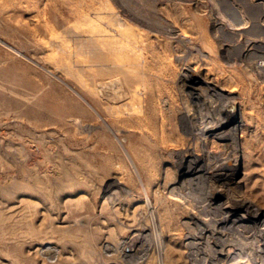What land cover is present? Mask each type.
Instances as JSON below:
<instances>
[{"label": "rangeland", "instance_id": "rangeland-1", "mask_svg": "<svg viewBox=\"0 0 264 264\" xmlns=\"http://www.w3.org/2000/svg\"><path fill=\"white\" fill-rule=\"evenodd\" d=\"M263 9L0 0V264H230L232 240L261 246ZM233 199L249 210L220 219Z\"/></svg>", "mask_w": 264, "mask_h": 264}, {"label": "bare ground", "instance_id": "bare-ground-1", "mask_svg": "<svg viewBox=\"0 0 264 264\" xmlns=\"http://www.w3.org/2000/svg\"><path fill=\"white\" fill-rule=\"evenodd\" d=\"M263 6H264V0H263ZM264 10V9H263ZM262 10V11H263ZM251 16V15H250ZM250 16H245V17H250ZM245 18L243 23H246L249 21V19ZM250 25V24H249ZM243 27V26H242ZM174 33V32H173ZM242 33V32H241ZM221 34V33H220ZM221 36V35H220ZM236 36V35H235ZM244 36V35H243ZM237 37V36H236ZM221 38V37H220ZM239 38V37H237ZM252 38V37H251ZM228 39V38H227ZM227 43V42H226ZM236 46V45H235ZM242 47V45H241ZM200 48V47H199ZM194 49H196L194 47ZM233 49V48H232ZM231 50V49H230ZM238 50V49H237ZM232 105H234V102L232 100H226L225 102H222L220 107H218V113H223L226 109H229L230 107H232ZM226 115V114H225ZM227 116V115H226ZM229 120V118L225 119L224 116H220V117H217V118H202V120H199L200 122L194 126V130L195 132L194 133H202V134H207V133H217L221 126L223 125V122L224 121H227ZM223 137L224 139H226V137H228V139L232 142L233 141V144H234V141L233 140V136H221ZM233 146V145H232ZM229 153V152H228ZM222 155V154H221ZM220 155V156H221ZM225 156V155H224ZM219 158V157H218ZM224 158V157H223ZM216 159V158H215ZM224 160H228V163H226L227 161H225L224 163V166L222 168H214V170H212V175H215L217 177H224L227 175V167L230 166L231 162V156L228 155L227 157L224 158ZM232 203L231 204H228L226 206H223L221 209H222V216L220 219H228L231 215H230V212L231 211H235L236 208H239V207H244L246 209V211L249 210L250 208V204L246 201H237L236 199H233L231 200ZM149 204V203H148ZM207 208V207H206ZM203 209V208H202ZM213 209V208H212ZM220 209V210H221ZM207 210V209H206ZM202 212V210H201ZM219 212V211H218ZM248 216H253V219L254 221H263L264 220V214H262L259 210H256V211H248ZM191 216V215H190ZM193 217V216H192ZM195 217V216H194ZM197 218V217H196ZM215 219V218H214ZM218 219V218H217ZM196 220V219H195ZM199 220V219H198ZM206 220V219H205ZM219 221V220H218ZM223 223V222H222ZM154 227V226H153ZM203 227V225H202ZM146 228H144L145 230ZM258 235H259V239L263 240L261 246H259V244H248V242H243V241H240V240H232L231 243H229L230 245H228V248L227 250L223 251V249L221 248V250H218L220 251V254H222L223 257L225 258H228L229 260H232L230 264H249V263H243V260L241 259V257H243V254L246 253V254H249L250 256L252 254H256V253H262V258L260 259V263L258 261L257 264H264V228H258ZM191 231V230H190ZM198 231V230H197ZM212 231V230H211ZM210 231V232H211ZM143 232V231H142ZM140 232L141 236L142 237H139L141 238V240H138V241H144V235L143 233ZM240 232V231H239ZM219 233V232H218ZM242 233V232H240ZM256 230L253 231V233L251 235H253L254 237L256 236ZM155 235V234H154ZM211 235V234H210ZM161 236V235H160ZM214 237V236H213ZM246 237V236H245ZM252 237V236H251ZM253 237V238H254ZM155 238H158L156 237L155 235ZM161 238V237H160ZM143 239V240H142ZM193 239V238H192ZM237 239V238H236ZM258 239V240H259ZM159 240V239H157ZM161 240V239H160ZM256 240V241H258ZM161 242V241H159ZM192 242V241H191ZM194 243V242H192ZM191 243V244H192ZM159 244V243H158ZM195 244V243H194ZM222 244V243H221ZM224 244V243H223ZM140 246V245H139ZM160 247V244L157 245ZM227 246V245H226ZM128 247V246H127ZM51 248V247H50ZM108 248V247H106ZM130 248V247H129ZM211 248V247H210ZM53 249V247H52ZM131 249V248H130ZM215 249V248H214ZM50 250V249H49ZM52 251V250H51ZM50 251V252H51ZM218 251V252H219ZM49 252V251H47ZM49 252V253H50ZM194 254V253H193ZM246 254H245V257H246ZM49 255V254H48ZM249 256V257H250ZM252 257V256H251ZM216 258V257H215ZM247 258V257H246ZM248 259V258H247ZM205 261V260H204ZM246 261V260H244ZM253 262V260H252ZM254 263V262H253Z\"/></svg>", "mask_w": 264, "mask_h": 264}]
</instances>
